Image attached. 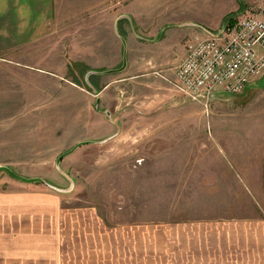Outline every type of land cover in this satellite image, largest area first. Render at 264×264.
Returning a JSON list of instances; mask_svg holds the SVG:
<instances>
[{
  "label": "rangeland",
  "instance_id": "rangeland-1",
  "mask_svg": "<svg viewBox=\"0 0 264 264\" xmlns=\"http://www.w3.org/2000/svg\"><path fill=\"white\" fill-rule=\"evenodd\" d=\"M144 1L145 22L157 18V25L119 27L124 51L114 26L63 28L78 42L64 44L78 48V57L62 60L78 93L67 92L62 114L32 107L17 131L32 142L57 136L59 144L62 137L63 145L0 155V165L33 179L2 170L0 189L47 195L81 227L264 216V187L250 186L263 177L264 71L242 92L217 93L207 106L177 92L169 71L195 28L219 24L240 1L220 26L208 27L217 31L260 0ZM125 54L128 70H105L121 67ZM133 72L137 77L119 80ZM71 97L77 106L67 105ZM144 245L145 261L157 264L150 237Z\"/></svg>",
  "mask_w": 264,
  "mask_h": 264
},
{
  "label": "crops",
  "instance_id": "crops-1",
  "mask_svg": "<svg viewBox=\"0 0 264 264\" xmlns=\"http://www.w3.org/2000/svg\"><path fill=\"white\" fill-rule=\"evenodd\" d=\"M240 4L237 1L222 15L219 24L195 28L193 38L208 35L213 30L208 27L220 26ZM144 5V0H0V155L63 145L62 137L58 144L57 136L49 138L50 142H32V137L17 134L25 130L22 124L30 121L27 117L32 116V107L38 110L47 105L55 114L58 110L62 114L67 92H71L68 97L78 93L79 81L66 77L70 68L62 61L78 57L74 55L78 48H66L65 42H78L73 34L65 36L63 28L114 26L122 39L119 27L157 25V18L145 22L150 19L141 13ZM199 28L204 31L199 32ZM124 32L130 36L128 30ZM124 41L127 44L125 36L123 51ZM186 53L187 48L173 58L170 74ZM122 58L121 67L105 70H128ZM131 77L137 74L119 80ZM67 105L77 106V101L71 97ZM260 169L262 184L250 186L264 187V153ZM35 195L0 189V264H155L145 261V237L151 239V260L157 264H264L261 214L125 227H91L89 223L81 227L74 223V215L69 218L70 214L60 210L58 201L49 205L47 195ZM145 231L150 234L145 235ZM103 253L106 255L99 256Z\"/></svg>",
  "mask_w": 264,
  "mask_h": 264
},
{
  "label": "built area",
  "instance_id": "built-area-1",
  "mask_svg": "<svg viewBox=\"0 0 264 264\" xmlns=\"http://www.w3.org/2000/svg\"><path fill=\"white\" fill-rule=\"evenodd\" d=\"M186 48L170 79L177 92L206 106L217 93L242 92L264 71V0Z\"/></svg>",
  "mask_w": 264,
  "mask_h": 264
},
{
  "label": "water",
  "instance_id": "water-1",
  "mask_svg": "<svg viewBox=\"0 0 264 264\" xmlns=\"http://www.w3.org/2000/svg\"><path fill=\"white\" fill-rule=\"evenodd\" d=\"M124 61H125V62H124V66H125V63H126V54L124 55ZM2 170H5V171L9 172L12 176L17 177V178H19V179H21V180L28 181V182L33 181V179L25 178V177H23V176L18 175L17 173H15V172H14L11 168H9L8 166L0 165V171H2Z\"/></svg>",
  "mask_w": 264,
  "mask_h": 264
}]
</instances>
